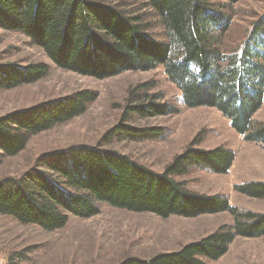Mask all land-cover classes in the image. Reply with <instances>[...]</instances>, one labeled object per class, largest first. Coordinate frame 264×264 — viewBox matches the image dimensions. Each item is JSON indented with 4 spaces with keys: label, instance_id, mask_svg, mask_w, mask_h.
I'll use <instances>...</instances> for the list:
<instances>
[{
    "label": "trees",
    "instance_id": "16d2710c",
    "mask_svg": "<svg viewBox=\"0 0 264 264\" xmlns=\"http://www.w3.org/2000/svg\"><path fill=\"white\" fill-rule=\"evenodd\" d=\"M0 0V30L19 33L38 47L57 68L103 80L126 72L158 67L181 97L184 108L217 110L244 141L264 149V123L254 119L264 105V14L252 22L237 47L226 48L231 17L238 0ZM153 19L154 23L149 20ZM156 29L161 32L156 34ZM48 66L0 64V89L11 90L41 80ZM132 91L117 125L94 147L72 146L37 158L18 177L0 179V215L46 232L61 230L71 217L90 219L102 204L161 219L198 218L228 213L232 224L197 242L149 259L127 258L118 264H210L223 257L236 238L264 237V214L232 207L221 196L188 190L176 177L193 169L225 174L234 153L219 146L186 148L156 173L105 147L123 140L143 142L162 135L160 128L128 124L131 117L153 118L180 112L162 96ZM98 98L80 90L66 97L13 111L0 117V165L22 153L38 134L83 115ZM234 190L264 199V184L237 185ZM24 259V252L7 264Z\"/></svg>",
    "mask_w": 264,
    "mask_h": 264
},
{
    "label": "rangeland",
    "instance_id": "374dc122",
    "mask_svg": "<svg viewBox=\"0 0 264 264\" xmlns=\"http://www.w3.org/2000/svg\"><path fill=\"white\" fill-rule=\"evenodd\" d=\"M107 1L126 2V9L132 12L138 8L134 0ZM227 13L231 26L224 42L226 48L233 49L244 40L252 22L264 14V0H238ZM149 21L154 23L153 19ZM152 32L159 34L161 30ZM35 63L48 66L47 74L33 84L0 89V117L80 90L95 91L98 98L88 105L83 115L34 136L22 153L6 158L0 165V179L22 175L37 158L53 152L72 146H96L102 136L118 124L131 92L138 96L144 91L139 86L147 84L151 88L148 94H160V102H168L180 112L153 118L131 117L128 124L160 128L161 137L143 142L123 140L105 149L162 173L174 157L192 145L203 150L227 147L235 155L227 173L193 169L175 180L183 182L192 192L221 196L232 207L264 214V199L250 198L234 190L237 185L264 184V149L244 141L217 110L182 107L179 91L168 81L161 67L97 80L57 68L23 35L0 30V64L25 67ZM254 119L264 123V105ZM231 224L232 217L228 213L161 219L150 213H132L102 204L97 216L90 219L71 217L63 229L46 232L0 215V264H7L11 256L21 252H24V259H15V264H118L127 258L149 259L158 253L176 251ZM209 263L264 264V237L236 238L223 257Z\"/></svg>",
    "mask_w": 264,
    "mask_h": 264
}]
</instances>
